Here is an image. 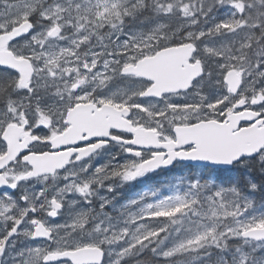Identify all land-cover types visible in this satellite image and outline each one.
<instances>
[{"label":"snow or ice","instance_id":"snow-or-ice-1","mask_svg":"<svg viewBox=\"0 0 264 264\" xmlns=\"http://www.w3.org/2000/svg\"><path fill=\"white\" fill-rule=\"evenodd\" d=\"M0 264H264V0H0Z\"/></svg>","mask_w":264,"mask_h":264},{"label":"rangeland","instance_id":"rangeland-1","mask_svg":"<svg viewBox=\"0 0 264 264\" xmlns=\"http://www.w3.org/2000/svg\"><path fill=\"white\" fill-rule=\"evenodd\" d=\"M163 177H161V178H158V179H162Z\"/></svg>","mask_w":264,"mask_h":264}]
</instances>
